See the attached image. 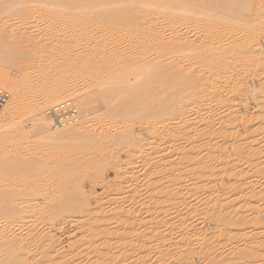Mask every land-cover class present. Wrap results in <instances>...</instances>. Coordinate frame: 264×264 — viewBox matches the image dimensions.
Segmentation results:
<instances>
[{
  "label": "bare ground",
  "instance_id": "1",
  "mask_svg": "<svg viewBox=\"0 0 264 264\" xmlns=\"http://www.w3.org/2000/svg\"><path fill=\"white\" fill-rule=\"evenodd\" d=\"M241 1L0 0V26L17 25L23 32L30 33L25 46L21 49L15 45H21L22 42L11 40L10 44H6L2 43V40L0 41L1 52L4 51L2 49L11 52V54L20 51L24 59L23 64L16 69L17 75L14 84L4 83L5 80H3L9 77L12 65L9 63L11 65L9 66L0 62V86H5L10 90L8 103H6L5 109L0 111V138L2 137V131L11 125L8 124V120L16 118L28 107L26 115L29 114V116L27 120H32V123L26 129L16 125L15 121L13 129L17 128L16 131H20L16 132L17 135L20 133L21 139L26 138L27 142L33 136L41 137L44 147L51 149L48 159L38 161V164L42 165L40 169L31 166H20L19 170V165H17L15 159L0 161V178L4 179L6 176H10L14 169L20 171V175L12 177L15 183L12 181L9 185L10 188L0 189V215L2 219L8 218V225H17L19 224L18 221L27 225L31 214L37 216L33 213L34 209L29 204L31 197L26 201L18 200L15 203L16 195L25 193L24 186L28 187L30 186L29 183L36 182V180L42 183L41 190L45 191L46 197L50 196L53 200V205L41 206L36 210V213L43 214L48 220H51L60 210L72 211L76 206H71L72 198H66L64 195L73 187V189L76 187L80 192L84 191L80 188V183L83 182L82 179L79 184L77 181V179H80V175L91 173L98 157H114L123 151L129 154L133 152L134 148V151L138 148L139 156H142V161H144V166L148 172L150 167H157L154 171L149 172L148 183L150 181L151 183L148 186V191L156 192L154 181L157 175H161L168 184L166 185L168 187L165 186L166 190H163V195L166 193L169 199H173V201L179 194L176 189L178 187H175V185L180 175L197 179L199 185L201 182L203 183L202 180L205 179L206 174L210 176L215 173L216 171L210 168L212 164L210 166L207 165L208 163L206 164L207 157L205 159L199 158L200 154L197 153L187 155V151L184 149L185 154L183 148L178 145L183 144L181 141L190 140V135L185 137L186 130H194L199 125L201 127L198 128H201V130L199 129L198 132V128H196L197 130L193 131L196 135L191 137L190 141L192 142L193 138V142L196 143L194 139L197 136V141L199 137L203 141L202 136L206 138V135L209 132L211 134L213 130L210 121L213 114H224L226 109L231 106L235 108L237 101L250 90V87H252V90L256 88L264 90L262 83L257 85L250 83V78L245 77L246 74L243 75L242 71L244 65L250 63V60L255 62L263 52H257L250 45L245 50H239L233 46L232 39L237 34L235 28L238 22L231 19L241 16L242 9H239ZM33 33H39L43 37L41 38L42 43L35 41L36 35ZM85 39L90 41L88 45L83 42L86 41ZM9 46H11L10 49H8ZM39 56L46 58L43 59L40 65L38 64V71H44L48 62H50L51 68H47L49 70H46L47 72L44 71L46 73L41 75L42 78L40 76L44 81L42 84L45 85L43 88L45 87L46 90L44 92L43 89H40L43 91L44 97L42 96V98H44V102L34 101L31 104L30 101L31 99L33 101L35 96L32 89L34 85L31 86V81L33 80V73H36L35 60L36 58L40 60ZM11 70L13 69L11 68ZM79 80L82 81L81 84H78ZM34 84L36 85V83ZM261 93L259 92L260 95H262ZM64 98L75 102L76 109L79 111H77L78 120L64 126L49 125L47 118L44 116L46 108L61 102L60 100ZM215 117L216 115L213 117V121H215ZM50 122L52 123V121ZM220 122L219 126H221ZM98 123H101L103 127H100L101 125L97 127ZM219 126L216 127L215 124V129H218ZM233 127L231 128L233 129ZM223 128L221 127L222 130ZM226 128L228 127L225 126ZM221 129L218 130L221 131ZM216 132L213 134L218 136ZM94 133L96 134L93 135ZM213 134L209 138H212L214 142ZM186 138L188 140H183ZM220 138L219 140H222V136ZM202 143L205 144L204 141ZM209 143L207 142L208 145ZM230 143L232 145V142ZM241 144L242 142L238 140L236 146L238 145L241 148L243 147ZM209 147H206V149H209ZM213 148L214 145L212 150ZM61 152L68 154L69 158L66 157L67 159L63 161L55 158ZM172 152L178 154L179 157L170 158L169 154ZM252 153L249 154L250 157ZM224 155L222 156L224 157ZM217 163L219 162L217 161ZM214 164L215 166H213ZM183 165L188 168L184 167L187 170L183 168V172L180 174L179 171ZM213 165V167H216V163H213ZM222 166L224 167V165ZM227 169L228 167L224 170ZM130 173L133 174L131 171ZM27 178H29V183L26 182ZM193 181L195 183L196 180ZM165 187L163 188L165 189ZM192 189L190 187V190ZM193 191L195 190L191 192ZM215 199L212 200L214 205L217 203ZM23 202L26 204H23ZM175 203L172 202L171 205L175 206ZM207 211L209 212V210ZM254 213L252 214L254 215ZM257 214L250 216L251 221H247L260 224L259 214ZM211 216L215 215L212 214ZM215 218L217 220V217ZM228 219L220 221L225 224ZM52 222L50 221L47 225H52ZM31 223L33 222L31 221ZM241 224L239 223V225ZM33 229L35 228L33 227ZM195 230L194 228L193 232ZM15 234L13 226L7 228L5 232L0 231V235L8 239L3 242V245L8 246L6 250L8 249L11 260L15 264H23L22 250L27 252L32 239H25V236ZM200 234L198 233L197 236ZM208 243L210 242L207 241ZM251 244L253 243L251 242ZM209 249L207 250L209 251ZM187 250L189 253V249ZM200 250L201 248H199V253ZM205 250L204 248V252ZM196 256H198V253ZM203 256L205 257V255ZM167 257L170 264V261L175 264L176 260H170L169 256L165 258ZM208 257L212 258V255H208ZM241 259L243 258L240 257ZM164 261L163 264H165ZM186 261L182 262L186 264ZM215 261V264H217L216 259ZM234 262H238V258L237 261L233 260ZM160 263L162 264V262ZM212 263L214 264V262Z\"/></svg>",
  "mask_w": 264,
  "mask_h": 264
},
{
  "label": "rangeland",
  "instance_id": "2",
  "mask_svg": "<svg viewBox=\"0 0 264 264\" xmlns=\"http://www.w3.org/2000/svg\"><path fill=\"white\" fill-rule=\"evenodd\" d=\"M239 9H242L241 16L231 19L238 22V25L235 28L237 34L232 39L233 46L239 50H245V48L250 45L257 52H263L255 62L250 60V63L244 65L242 71L243 75L246 74L245 77L250 78V83L252 82L256 85L262 83L264 85V0H242L239 4ZM0 32V41L2 40V43L10 44L11 40L22 42L21 45H15L18 46L17 48L19 49L25 46V42L30 37V33L23 32L22 29H20V27L17 25H2L0 26ZM34 35H36L35 41L42 43L41 38L43 37L39 33H35ZM85 40L87 41V39ZM86 41L83 42L88 45L90 41ZM10 47L11 46H9L8 49H10ZM2 51L3 52L0 51V62H3L7 65H9L10 63L12 66H9H11V68L14 70L13 71L10 68L9 77L3 79L5 80L4 83L14 84L16 82L15 76L17 75L16 69L19 68L21 64H23L24 59L22 58V54L20 51L12 52V54L5 49H2ZM38 58L40 60H38L37 58L35 60V70L38 75L34 72L32 76L33 80L31 78V86L34 85L32 89L34 90L33 93L35 94V96L33 98V101L31 99L30 103H34V101L44 102L42 93L46 90L45 87L43 88V86L45 85L42 84L44 81L41 79L43 77L41 75L49 71L47 68H51V64H49L50 62H48L47 67L44 69V71L47 70L46 72H44L43 70L38 71L40 63L46 57L42 56L41 58V56H39ZM37 79L40 80L38 81ZM81 80H79L78 84H81ZM34 83H36V85ZM37 84L39 86H42L39 87ZM5 88L8 92L10 91L7 87ZM40 89H43V91ZM259 92H262V95H260ZM263 93V89L256 88L252 90V87H250V90L242 95L237 101V105L235 108L234 106H231L226 109L224 114H213V117L216 115L215 121H213L214 118L212 116L210 119L213 130L211 131V134L209 132V134L206 135V138L204 136L205 139L202 136L205 144L202 143L203 141L200 139L201 137H199V140L197 141L198 136L196 137V139H194L196 143L193 142V138V143L190 141L191 137L196 135V133L193 131H195V129L200 125L196 126L194 130L190 129L189 131H185V137H188L190 135V140H188V138L183 139L188 141H181L183 142V144L180 142L181 144H179L178 146H181V148H183L182 150L185 152V154L187 151V155H189L190 153H197L200 154L199 158L201 157L205 159L207 157L208 159L206 158V164L208 163V166H210V164L213 165V163H216V167H213L215 166V164L213 166H210V168H213V170L216 172L213 174L210 173V176H208L209 174H206V181L205 179H203V183L201 182L199 185L197 184V179L180 175V178L175 185V187H178L176 189L180 194L176 196L177 198H174L175 200H177L174 201L176 203L178 202L177 205L173 201V199H169L166 193V195H163V190H166V187H168L166 185L168 184H166L161 175H157L154 181L156 183V192L152 190L148 191V186L151 183V181L148 183L149 172L154 171L157 167H150V169H148V172L146 170V167L144 166V161H142V156H139L140 153L138 151V148H136V151H134V148L133 152L129 154L123 151L118 153L114 157H98L96 165L93 167L91 173L80 175V179H77L78 184L83 181L82 183H80V188L84 191L80 192L76 187L75 189L77 190L74 191L75 189H73V187L71 188L72 191L70 190L64 195L66 198H72V202L70 205L76 207L72 211L60 210V212L56 216L52 217L53 219L51 220H48V218L43 214L39 215L38 213H36V210L41 206L45 207L50 204L53 205L52 198L50 196L46 197L44 193L45 191L41 190L42 183L38 182L39 180H36V182L33 183H29V178H27V180L25 179L30 186H24L25 193L16 195L17 198L15 199V203L18 200L26 201V199L31 197V202L29 201V204H31L30 207L32 206L34 212L32 209L31 210L33 213H35V215L37 214L38 217H35L34 214H31V217L28 218L27 225L26 223L20 221L17 222L19 223L17 225H8L7 221L9 219H2L0 215V231L5 232L7 228L9 229L13 226L14 233L16 232L15 235L18 236L20 234L22 236H25V239H32L30 241L27 252L25 250H22L23 264H161L160 262H162L163 264L164 259V263L168 264L169 260H167L168 257L165 258L166 256H169L170 260H176L175 264H185L184 262L186 260V264H211L212 262H214L215 264V259L217 260V264H219V259L220 264H222L223 262L224 264H264ZM63 100L66 99L64 98L60 101ZM71 101L77 108L75 102L73 100ZM5 106L3 107V109H5ZM27 108L24 109V111L26 110L25 112L22 111V113H20V115L16 118H10L8 120V124L11 125L6 127V129L2 131V137L0 138V161H9L11 159H15L16 163H18L17 165H19V170L20 166H31L40 169L42 165H39L38 161H40V159H48L50 156L49 152L51 150L44 147L45 145H43L44 143L42 144L41 137L33 136L29 138L27 142L26 138L21 139V136H19L20 133L17 135V133L20 132L16 131L17 128L13 129L15 121L16 125H20L21 127L26 129L32 123V120H27V117L29 116V114L26 115V113H28ZM48 108L49 107H47L46 109ZM34 115L35 114L33 113V116ZM44 116L47 118L46 114H44ZM221 118H224L223 121ZM218 119L220 120L218 121ZM47 120L49 122V125L53 124L50 122L51 120L49 118H47ZM233 121L237 124L235 125ZM219 122L221 123V126H219ZM215 124L216 127L219 126L218 129L224 127L223 130L221 129L220 131L218 129H215ZM100 125L101 123H98L97 127H99ZM225 126H227L228 128L225 129ZM230 126H234L233 129ZM100 127L103 126L101 125ZM199 129L201 130V128H198V132L200 131ZM218 131H220L222 134ZM215 132L218 136L219 134H221L220 136H222V140L225 141L219 140L221 138L220 136H215ZM224 132L226 133L225 136ZM235 133L237 134L235 135ZM95 134L96 133H94L93 135ZM212 134L217 138L216 139L213 136L214 142L212 138H209ZM143 135H145V133H143ZM238 140L242 142L241 146L243 147L240 148V146H236ZM207 142H210L212 144L209 143L208 145ZM230 142H232V145H234L235 147L232 146ZM37 143L39 144L37 145ZM218 143H220L221 145L219 146ZM213 145L214 148L212 150ZM215 145L217 146L216 149H220L219 153L218 150L215 149ZM224 145L227 148H225ZM193 147L196 148L194 149ZM206 147H209V149H206ZM43 148L46 149L44 150ZM222 148L226 151H223ZM208 150L212 152H209ZM251 153L252 155L250 157L249 154ZM223 154H225L224 157L222 156ZM253 154L256 155L254 156ZM177 156L178 154H173V152L169 154L170 158H178L179 156ZM66 157L69 158V155L61 152L55 158L63 161L67 159ZM216 158L220 159L217 160ZM217 161L219 163H217ZM253 161L254 163H252ZM222 165H224V167ZM230 165H232L233 167L231 168ZM184 167L185 165L182 166V171H179L180 174L183 172ZM225 167H228V169L224 170L226 169ZM185 168L188 167L186 166ZM19 170L14 169L10 176H6V178L4 179L0 178V189L10 188V183H12V181L15 183L12 177L14 175H20ZM130 171L133 174H131ZM193 180H196L195 183ZM189 186L191 187V189L193 188L192 190L195 191L191 192L192 190H190ZM163 187H165V189ZM205 194L207 195L205 196ZM164 197L168 198L165 199ZM214 199L217 201L215 205L212 201ZM171 200L173 204L175 203V206L171 205ZM211 203L213 204L211 205ZM23 204L26 203L23 202ZM255 209L257 211H254ZM201 210L202 212H200ZM207 210H209L210 213ZM204 211L206 212V215ZM253 212L259 214V221H261L260 224H255L247 221L250 220L249 218L253 215ZM202 213L204 214L202 215ZM212 214H214L215 216H211ZM227 216L229 217V219H231L230 221ZM215 217H217V220ZM227 219L229 223L228 221H226L225 224H222V222ZM220 220L223 221L221 222ZM31 221L33 223H31ZM50 221H53L52 225H47ZM239 223L242 224L239 225ZM232 224H234V227L232 226ZM33 227L35 229H33ZM194 228L196 230H200H195V233L193 232ZM191 231L196 235H194ZM198 233H201L202 235L200 234L197 236ZM6 240L8 239L3 238L0 235V264H15L11 260L10 255H8V249L6 250L8 246L3 245V242ZM207 241L210 243L207 244ZM251 242L253 244H251ZM205 244L207 245V247H205ZM209 244L211 245L209 246ZM208 246L213 251H211ZM211 246L213 247L211 248ZM198 247L201 248L200 253ZM204 248L206 249L205 252ZM187 249H189V253ZM207 249H209V251L213 253L209 252ZM197 250L198 252H196ZM190 253L192 254V256ZM197 253L198 256H196ZM207 253L209 256L212 255V258L208 257V255H206ZM201 254L205 255V257ZM239 255L244 259V261L243 259L240 260ZM193 256L194 258H192ZM237 258L238 262L233 263V260L237 261ZM211 259H213L212 262ZM221 260H223L222 263ZM170 262L172 264L173 261Z\"/></svg>",
  "mask_w": 264,
  "mask_h": 264
},
{
  "label": "built area",
  "instance_id": "3",
  "mask_svg": "<svg viewBox=\"0 0 264 264\" xmlns=\"http://www.w3.org/2000/svg\"><path fill=\"white\" fill-rule=\"evenodd\" d=\"M9 99V92L0 86V111ZM47 118L57 126L74 123L78 120V112L72 101L63 100L45 110Z\"/></svg>",
  "mask_w": 264,
  "mask_h": 264
}]
</instances>
